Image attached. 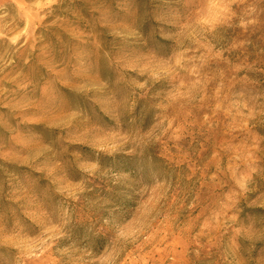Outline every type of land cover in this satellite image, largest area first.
I'll return each mask as SVG.
<instances>
[{"label": "rangeland", "instance_id": "1", "mask_svg": "<svg viewBox=\"0 0 264 264\" xmlns=\"http://www.w3.org/2000/svg\"><path fill=\"white\" fill-rule=\"evenodd\" d=\"M0 264H264V0H0Z\"/></svg>", "mask_w": 264, "mask_h": 264}]
</instances>
